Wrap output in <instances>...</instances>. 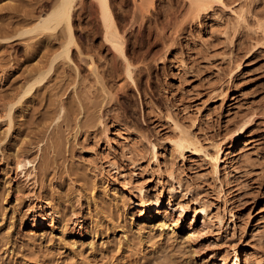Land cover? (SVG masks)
I'll return each mask as SVG.
<instances>
[{"label":"rangeland","instance_id":"374dc122","mask_svg":"<svg viewBox=\"0 0 264 264\" xmlns=\"http://www.w3.org/2000/svg\"><path fill=\"white\" fill-rule=\"evenodd\" d=\"M55 2L0 0V264H264V0H110L133 80L83 0L10 123L61 50L33 30Z\"/></svg>","mask_w":264,"mask_h":264},{"label":"bare ground","instance_id":"6f19581e","mask_svg":"<svg viewBox=\"0 0 264 264\" xmlns=\"http://www.w3.org/2000/svg\"><path fill=\"white\" fill-rule=\"evenodd\" d=\"M95 1L97 2L100 11L99 14L102 23L101 26L103 27L102 33H104L103 36L106 41L105 43H107L114 51H116L117 54L124 60V63L126 64L127 67L126 68L127 77L133 80V74H134V70L132 68L133 64H131L126 57L125 37L121 29L118 27V24L114 17L111 7L112 2L110 3V0H95ZM149 1L151 2L152 0ZM191 1L194 3L193 5L194 6L196 5L195 7L198 8V9L196 8L198 10L197 11L198 14L200 12L211 9L215 5H221L223 3V0H191ZM79 4L83 6L84 5L83 0H56L55 5L51 8L52 10L42 14L38 18L33 30L41 29L42 33L48 32L52 36L55 35L57 40H59L60 42L61 50H59V52L55 54L54 58L46 67L42 66L44 69L39 68L37 70L36 74L38 76L35 81L23 86L21 90H19V92L16 94V96L13 97L14 99L10 102L7 109V117L10 123L12 121V115L15 107L21 105L26 98L31 96L37 84H40L47 79V77L53 71L59 60L61 61V59L63 58L66 61H69V63L72 62L71 53L73 52L74 48L75 49L79 48V44L75 37V29L73 23L74 22L73 18L74 15L76 14V8ZM89 13L91 12L89 11ZM238 128L242 130L244 128V124H242ZM173 143L174 146L181 151L189 147V145H191L192 142L188 136L181 134L179 137H177V139H175ZM211 159H215V161L218 160V158H212V157ZM26 164H29V162L25 163L24 165ZM117 197H118V192H115L112 195V199L116 201ZM200 211L201 213L206 214L207 211L206 207L202 208ZM145 221L148 222L149 219L146 218ZM194 222L195 220L191 222L189 227V232L186 238L188 243H192L193 245L196 244L198 245L200 244L198 243L199 238H201L202 236H208V232H206V229H208L209 224L206 220H204L203 221L204 228L198 229L193 227ZM39 225L40 222L36 220L33 226L34 228H36ZM163 227H165V229H167L169 232H173V234L175 233V231L179 229V226L176 223L167 224L166 221ZM206 262H208V260L205 261L204 259V264ZM219 264H229V263L227 262V260H222Z\"/></svg>","mask_w":264,"mask_h":264}]
</instances>
